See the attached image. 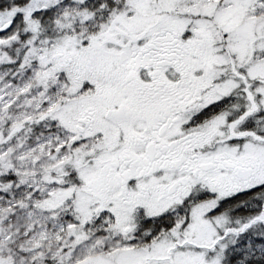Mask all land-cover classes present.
Instances as JSON below:
<instances>
[{
    "label": "snow or ice",
    "instance_id": "1",
    "mask_svg": "<svg viewBox=\"0 0 264 264\" xmlns=\"http://www.w3.org/2000/svg\"><path fill=\"white\" fill-rule=\"evenodd\" d=\"M0 264H264V0H0Z\"/></svg>",
    "mask_w": 264,
    "mask_h": 264
}]
</instances>
